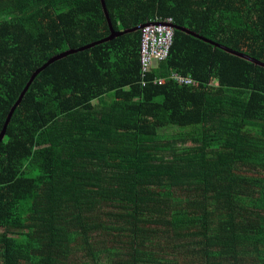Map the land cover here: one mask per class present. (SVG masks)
<instances>
[{"label":"trees","instance_id":"obj_1","mask_svg":"<svg viewBox=\"0 0 264 264\" xmlns=\"http://www.w3.org/2000/svg\"><path fill=\"white\" fill-rule=\"evenodd\" d=\"M104 3L0 0V132L94 44L0 141V264H264V0Z\"/></svg>","mask_w":264,"mask_h":264},{"label":"built area","instance_id":"obj_2","mask_svg":"<svg viewBox=\"0 0 264 264\" xmlns=\"http://www.w3.org/2000/svg\"><path fill=\"white\" fill-rule=\"evenodd\" d=\"M172 39L173 27L170 19L149 23L141 29L139 51L143 71H146L154 60L166 58L172 45ZM177 79L185 84L196 85L191 79ZM155 83L161 84V80Z\"/></svg>","mask_w":264,"mask_h":264},{"label":"water","instance_id":"obj_3","mask_svg":"<svg viewBox=\"0 0 264 264\" xmlns=\"http://www.w3.org/2000/svg\"><path fill=\"white\" fill-rule=\"evenodd\" d=\"M100 3H101V6H102V10H103V12H104V15H105V17H106V19H107L108 26H109L110 29H112V26H111V23H110V19H109V17H108V13H107V11H106V6H105V3H104V0H100ZM141 28H142V26H139V27H136V28H134V29H130V30H125V31L121 32L120 35H122V34H126V33H130V32H134V31H136V30H141ZM173 28H174L175 30H180V31L186 33L187 35H190V36H192V37L199 38V39H201V40H203V41L206 42V39H204V38L201 37V36H198L196 33L192 32V31H190V30H188V29H186V28H177V27H174V26H173ZM207 41H208V40H207ZM209 42H210V41H209ZM93 45H94V44H93ZM93 45H88V46H86V47H84V48H80V49H77V50H74V51H67V52L62 53V54H60V55L54 56V57L50 58L46 63H44L40 68H38V69L32 74V76L30 77L29 81L26 83V85H25V87L23 88V90L21 91V93H20V95H19L17 101H16V102L14 103V105L11 107V109H10V111H9V113H8V115H7V117H6V119H5V122H4V125H3V128H2V130H1V132H0V141H2V139H3V137H4L6 127H7L8 123H9V121H10V118H11V116H12V114H13L15 108H16V107L19 105V103L21 102V100H22L24 94L26 93V91L28 90L29 86H30L31 83L33 82L35 76H36L40 71H42L44 68H46L48 65L52 64L54 61L60 59L61 57L65 56L66 54H70V53H75V52H78V51H82V50H84V49H86V48H89V47H91V46H93ZM224 49H225V48H224ZM225 50H226L228 53H231V54H233V55L240 56V57H244L245 59H247V60H249V61H252V60H253V59H251V58H249V57H246V56H243V55H241L240 53H237V52H235V51H233V50H230V49H227V48H226ZM259 64H260L261 66L264 67V64H261V63H259Z\"/></svg>","mask_w":264,"mask_h":264}]
</instances>
